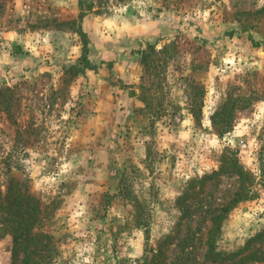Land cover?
Returning <instances> with one entry per match:
<instances>
[{
	"label": "rangeland",
	"instance_id": "374dc122",
	"mask_svg": "<svg viewBox=\"0 0 264 264\" xmlns=\"http://www.w3.org/2000/svg\"><path fill=\"white\" fill-rule=\"evenodd\" d=\"M0 36V192L47 209L54 264H218L220 213L216 252L264 253V0H0Z\"/></svg>",
	"mask_w": 264,
	"mask_h": 264
},
{
	"label": "trees",
	"instance_id": "16d2710c",
	"mask_svg": "<svg viewBox=\"0 0 264 264\" xmlns=\"http://www.w3.org/2000/svg\"><path fill=\"white\" fill-rule=\"evenodd\" d=\"M82 37L84 36L82 35ZM80 72L75 70L73 75ZM227 109L228 105L225 104L213 114L212 120L215 127L224 124L227 128L230 125V119L227 120L229 117L227 113L230 111ZM231 172L236 173L241 183L240 192L237 193L236 198L233 200V204H236L244 199L243 195L248 193V189L245 187L248 174L243 172L242 168L234 162L231 163ZM0 210L2 211L0 235H10L12 237L13 262L19 259L21 264H54L58 250L53 242V237L44 234L40 230L35 233L33 232L34 228L38 229L42 226V222L50 214L46 211L47 209L41 207V202L29 193L25 184L17 180H10L6 186L3 198L0 192ZM226 210H228L227 207L222 208V212ZM221 220V213L210 218L213 229L209 232L206 241L208 249L206 259H210L218 264L226 263V261H229V264H248L254 261H264V253L259 256L252 254L234 259V254L226 255L224 252H216L215 240L220 229ZM257 237H260V235ZM160 256L159 254L152 256L151 260L157 261L160 259Z\"/></svg>",
	"mask_w": 264,
	"mask_h": 264
},
{
	"label": "built area",
	"instance_id": "2783aa9c",
	"mask_svg": "<svg viewBox=\"0 0 264 264\" xmlns=\"http://www.w3.org/2000/svg\"><path fill=\"white\" fill-rule=\"evenodd\" d=\"M5 48L2 44V37L0 36V57L3 55Z\"/></svg>",
	"mask_w": 264,
	"mask_h": 264
}]
</instances>
